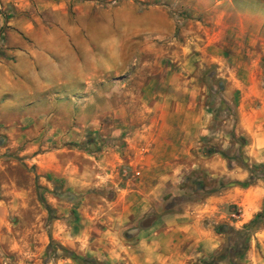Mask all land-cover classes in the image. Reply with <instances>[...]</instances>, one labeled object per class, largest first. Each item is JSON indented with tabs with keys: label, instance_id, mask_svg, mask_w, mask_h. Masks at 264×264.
Listing matches in <instances>:
<instances>
[{
	"label": "rangeland",
	"instance_id": "rangeland-1",
	"mask_svg": "<svg viewBox=\"0 0 264 264\" xmlns=\"http://www.w3.org/2000/svg\"><path fill=\"white\" fill-rule=\"evenodd\" d=\"M124 3L167 35L105 50L88 90L16 73L56 28L122 38ZM263 173L264 0H0V264H264Z\"/></svg>",
	"mask_w": 264,
	"mask_h": 264
},
{
	"label": "crops",
	"instance_id": "crops-1",
	"mask_svg": "<svg viewBox=\"0 0 264 264\" xmlns=\"http://www.w3.org/2000/svg\"><path fill=\"white\" fill-rule=\"evenodd\" d=\"M136 10L137 8L129 3H124L114 10L112 24L102 26L101 30H111L122 34L123 37L114 38L107 43L98 39L96 41L90 36L87 39L75 37L70 40L67 34L77 32L73 31L71 26L56 28L50 35L45 36L44 42L36 37L35 42L31 44L22 43L20 47L8 50L14 57L16 73L21 75L39 67L41 90L49 89L53 85L71 84L74 81L88 90L92 80H103L105 70L108 68L105 50L109 52L110 57L120 60L121 57L128 56L126 47L130 48L138 33H148L150 37L160 38L167 35L170 18L162 6L150 5L143 9L141 14ZM139 20L146 24L136 26L135 23ZM93 29L86 28V31L91 35L94 33ZM97 29L99 30V27ZM92 41L94 44L90 43ZM180 254L177 252L173 256L177 258ZM173 256L159 255L154 260L159 264H171L174 262Z\"/></svg>",
	"mask_w": 264,
	"mask_h": 264
},
{
	"label": "trees",
	"instance_id": "trees-1",
	"mask_svg": "<svg viewBox=\"0 0 264 264\" xmlns=\"http://www.w3.org/2000/svg\"><path fill=\"white\" fill-rule=\"evenodd\" d=\"M216 151H217V149H215V148H212V149L209 150V152H216ZM247 168H248L249 172L251 174H253V170L251 168H249V167H247ZM261 178L264 179V173L262 174ZM263 220H264V210L256 213L255 216L248 223H246L244 225V227L256 228ZM216 231L217 232H223V225H218L216 227Z\"/></svg>",
	"mask_w": 264,
	"mask_h": 264
}]
</instances>
